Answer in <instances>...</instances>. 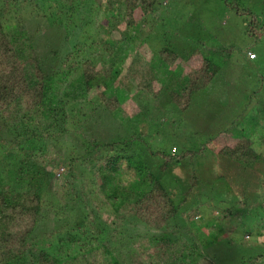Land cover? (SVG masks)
Segmentation results:
<instances>
[{"label":"trees","instance_id":"trees-1","mask_svg":"<svg viewBox=\"0 0 264 264\" xmlns=\"http://www.w3.org/2000/svg\"><path fill=\"white\" fill-rule=\"evenodd\" d=\"M5 1L21 4L26 13L38 16L41 21L39 26L48 23L51 30L60 32L62 38L53 41L52 46L57 49L49 50L47 54L53 61H49L50 67H44L34 49L32 37L23 30L6 33L0 13V161L4 157H20L15 167L6 169L9 181L5 185L0 183V264H215L209 258V252L203 251L202 238L200 241L191 239L188 237L189 232L177 238L159 234L177 216H190L192 220L196 212L183 209L182 206H186L189 201L181 199L176 202L166 191L151 171L152 158L161 159L157 166L160 172L167 171L174 160L177 164L185 160L197 162L201 155L209 156L210 159L220 157L235 162L243 169L254 170L259 166L264 167V127L257 129L256 138L235 136L237 138H233L231 145L215 142V137L210 140L207 136L203 139L205 143L196 149L184 148L173 157L169 156L170 152L144 150L142 147L139 149L140 139L133 137L121 143H107V146L96 144L85 137L83 140L88 144L80 155L60 152V147L65 143L76 146L73 141L77 138L70 142L65 138L70 133L68 126L71 125L67 118L78 117L87 106L93 108L95 104L101 105L111 114L121 109V116H132L129 107L122 109L118 98L108 94L110 87L115 84L124 87L134 75V84L129 82L127 85L130 90L143 88L152 99H157L165 90L170 105L183 115L194 107V96L210 87L216 78L219 69L213 62L214 57L207 59L197 46L190 45H185L189 47L185 52H175L168 43L158 53L161 64L173 67L178 60L180 64L171 71L166 83L156 79L150 72L139 75L145 67L152 72L140 62L130 65L132 77H122V64L127 57L123 41L132 42L135 33L143 31L145 21H156L159 9L164 7L167 0H88L91 3L87 4L86 13H92L96 7L103 15L98 25L99 32L105 37L99 41L102 51L87 55L78 66L67 67L72 57L71 51H74L72 46L83 45L71 38L77 36L84 24H87L84 22L80 25L75 36L69 33V27L82 15L84 0ZM6 4L1 3L0 6ZM235 9L237 14L249 16L247 11L237 7ZM121 25H124L122 30ZM258 26V20L250 15L247 21V29L250 27L248 32L252 34ZM114 32L120 33L119 41L108 39ZM187 41L186 35L182 40L183 48ZM96 42L90 40L89 45H95ZM247 55L254 56L250 52ZM92 56H98V61L94 62ZM66 106L70 108L69 116L64 112ZM88 162L94 165L89 168ZM122 164L131 168V176L122 170ZM82 167L90 171L94 181L88 180ZM76 168L82 171L83 176L76 173ZM58 170H61L60 173ZM204 179L191 177L183 193L186 198L192 194L190 200H196V208L203 203L197 202L201 196L208 199V202L215 201L212 198L215 195L214 188ZM239 182L245 183L244 178L239 179ZM95 187H98L101 198L115 217L114 220L108 219L110 227L103 232L105 238L99 241L101 244L98 246H92L89 243L92 238H87V232L71 224L70 219L71 222L61 220L76 216V209H81L87 211V219L93 221L86 197L97 193ZM236 192L231 187L225 199L230 200ZM47 195L52 197L49 201L51 206L43 205ZM231 200L227 202L229 208L200 224L202 232L198 235L212 240L213 231H216L214 226L221 231L222 228L226 230V225L221 223L234 218L236 213L233 205L243 207V202L238 198ZM213 203L218 206L220 202ZM45 207L51 212L49 216L46 214L47 218L64 224L58 232L47 231L44 225ZM257 216L264 218L262 206L252 216L236 217L244 220L241 223V227L246 226L243 234L247 239L255 238V244L258 229L263 224L260 221L254 228ZM65 226L70 229L65 230ZM127 226H133L130 229L132 233H127ZM134 228L141 231L134 233ZM64 230V236L60 235L59 232ZM223 235L227 238L226 234ZM260 237L264 241V235ZM258 244L264 249L263 242ZM53 245L54 248L58 246V249H54ZM243 264H264V254L251 256Z\"/></svg>","mask_w":264,"mask_h":264},{"label":"rangeland","instance_id":"rangeland-1","mask_svg":"<svg viewBox=\"0 0 264 264\" xmlns=\"http://www.w3.org/2000/svg\"><path fill=\"white\" fill-rule=\"evenodd\" d=\"M225 1L224 3V0H167L164 7L159 9L160 14L156 17V21L153 19L155 22L152 20L145 21L143 31L136 32L132 42L123 41L127 48V57L122 64V77L125 75L132 77L130 65H136L140 62L149 67L152 72L145 67L139 75L150 72L156 79L160 81L162 79L166 83L171 71L180 64L179 60L173 67H165L164 64H161L158 53L168 43L175 52H185L184 50L189 48L186 46L190 45V47L197 46L207 59H212L213 56V62L219 69L218 74L210 87L194 96L193 108H189L187 112L181 115L170 105L165 90L160 93L157 99H152L143 88L138 91L130 90L127 85L129 82L134 84V77L136 78L134 75L128 79L124 87H119L116 84L110 87V94H108L109 96L113 94L118 98L122 104V109L129 107L132 110V116H121V109L111 114L101 105L95 104L93 108L87 106L78 117H74L68 115L70 108L65 107L64 112L66 116H69L67 118L68 124H71L68 126L70 133L65 138L67 142L77 138L73 142L78 146L66 145L68 143H65L60 147V152L65 155L69 152L80 155L85 151L88 144H85L83 140L85 137L89 141L106 146L107 143H121L133 137L137 140L140 139L139 149L142 147L144 150L170 152L169 156L171 157L179 155L185 149H196L205 143L203 139L207 136L210 140L215 137V142L226 145H231L235 136L256 138L258 136L257 129L264 127V0ZM4 2L7 4L0 6V13L5 32L11 34L14 30H23L30 38L32 37V44L40 60L44 63V67H50L49 61L53 60L47 54L49 50L57 49L52 44H54V40L62 38L59 35L60 32L51 30L52 27L48 23L45 25L42 23L43 25L39 26L41 21L38 16L26 13L21 4L0 0V4ZM84 2V6L81 7L82 15L74 20L72 26H68L69 33L75 36L79 26L84 22L87 24H84L77 36L71 38L77 44L83 45L75 44L72 46L74 51H71L72 59H69L67 67L78 66V63L87 55L95 53L97 50L102 51L99 41L105 37L102 32H99L98 25L103 20V15L96 7L92 9V13H86L87 4L91 2L88 0H84ZM235 7L247 11L249 16L252 15L258 20L259 26L258 28L255 27L252 34L248 32L250 27L247 29L249 16L237 14ZM120 29H124V25H121ZM33 34L37 35L33 36ZM186 35L189 44L184 43L183 48L182 40ZM108 39L119 41L120 33L114 32ZM90 40H97V42L90 46ZM213 52L215 53L212 54ZM248 52L254 54L256 59H250V56L247 55ZM62 53L64 54V52ZM92 57L94 62L98 61V56ZM75 107L79 108L77 105ZM76 127L79 128V133L76 132ZM217 131L221 132L216 135ZM208 157L201 155L197 162L185 160L178 164L174 160L165 172L158 171L157 166L161 163V159L159 157L152 158L151 171L159 178L166 191L173 199L175 198L176 202L181 199H186V202L189 201L185 202L186 206H182V208L196 212L195 219L192 220L190 216L188 218H185L184 215L177 216L171 221L168 228L159 234L163 233L171 238H177L189 232L190 236L188 237L191 239L200 241L202 238L204 244L202 249L209 252V258L215 264H243L251 256L264 254V249L258 244L261 242L264 244L260 237L264 235V218L257 216V221L254 222V228L256 223L258 224L260 221L263 223L258 229V235H260H256L257 244L254 242L255 238L247 239L248 237L243 234V228L246 229V226L241 227V223L244 220L236 218L249 214L252 216L260 206L264 208V167L259 166L254 170L243 169L235 162L220 157L219 159ZM19 158L18 156H11L1 159V184L5 185L9 181L10 176L6 169L15 167ZM92 165H94L93 162L87 164L89 168ZM122 165L123 169H121L131 176V168L126 164ZM82 169L85 171L84 174L88 180H95L87 168L82 167ZM60 171L57 172L60 173ZM75 171L76 173L79 172L78 175L83 176L82 171L78 168ZM121 172L123 173V171ZM194 176H198L200 179L205 178L206 182L210 183L215 193L212 198L220 202L218 206L213 203L215 201L209 200L208 202V199L201 196L197 202L203 201V203L196 208L194 206L196 200L195 202L190 200L192 194L187 198L183 197L191 177ZM132 177L134 178V176ZM242 178H244L245 183L239 182V179ZM85 179H81L82 182ZM231 187L237 191L232 198L235 199L236 197L241 200L243 207L233 205L236 215L221 224L226 225V230H234L227 232L221 227L223 229L221 231L220 228L214 226L216 231H213L212 240L201 237L202 235H198L202 232L200 224L209 221L212 216H216L222 213L225 208L230 207L227 202L232 198L230 200L225 198L228 196V190ZM95 188L97 193L86 197L88 210L90 209L93 214L91 216L93 221L88 220L87 211L84 212L81 209H76L77 218L72 215L73 217L61 219L63 221L70 219L71 224H76L77 228L86 231L87 238H92L91 241L88 240L92 246L101 244L99 241L105 238V235H102L109 229L108 219L114 220L115 218L110 207L101 198L98 187ZM44 198L43 205L51 206L49 201L52 197L47 195ZM91 203H95V205ZM231 203H233L232 200ZM43 213L44 218H46L44 225L47 231L56 230L58 232L60 226L64 224L47 218L51 214L48 207L44 208ZM57 225L59 226L57 227ZM67 228V226L64 227L65 230ZM131 228L133 226H127V233L128 231L133 232L130 231ZM65 230L59 234L64 236ZM139 231L141 230L134 228V233ZM109 234L111 233L109 232ZM223 234H226L227 238ZM253 245L256 246L252 247ZM55 248L58 249V246ZM61 251L64 252V250Z\"/></svg>","mask_w":264,"mask_h":264},{"label":"built area","instance_id":"built-area-1","mask_svg":"<svg viewBox=\"0 0 264 264\" xmlns=\"http://www.w3.org/2000/svg\"><path fill=\"white\" fill-rule=\"evenodd\" d=\"M251 58L254 57L253 55L250 56Z\"/></svg>","mask_w":264,"mask_h":264}]
</instances>
